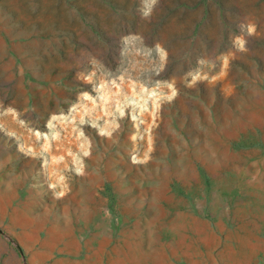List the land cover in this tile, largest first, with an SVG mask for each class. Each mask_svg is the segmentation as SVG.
<instances>
[{"label": "rangeland", "instance_id": "rangeland-1", "mask_svg": "<svg viewBox=\"0 0 264 264\" xmlns=\"http://www.w3.org/2000/svg\"><path fill=\"white\" fill-rule=\"evenodd\" d=\"M0 264H264V0H0Z\"/></svg>", "mask_w": 264, "mask_h": 264}, {"label": "crops", "instance_id": "crops-1", "mask_svg": "<svg viewBox=\"0 0 264 264\" xmlns=\"http://www.w3.org/2000/svg\"><path fill=\"white\" fill-rule=\"evenodd\" d=\"M114 248V247H113ZM114 253V252H113ZM113 253H110V255H113Z\"/></svg>", "mask_w": 264, "mask_h": 264}]
</instances>
